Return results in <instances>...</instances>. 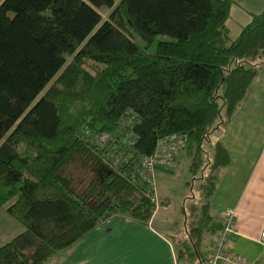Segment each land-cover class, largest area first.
<instances>
[{
    "label": "trees",
    "instance_id": "1",
    "mask_svg": "<svg viewBox=\"0 0 264 264\" xmlns=\"http://www.w3.org/2000/svg\"><path fill=\"white\" fill-rule=\"evenodd\" d=\"M236 1L0 0V206L12 199L23 225L0 264H43L115 214L148 221L157 203L138 162L173 132L188 134L203 195L176 257L204 264L216 170L231 154L219 136L211 154L203 143L264 62V6L232 37ZM86 131L114 138L98 146Z\"/></svg>",
    "mask_w": 264,
    "mask_h": 264
},
{
    "label": "crops",
    "instance_id": "2",
    "mask_svg": "<svg viewBox=\"0 0 264 264\" xmlns=\"http://www.w3.org/2000/svg\"><path fill=\"white\" fill-rule=\"evenodd\" d=\"M254 5L243 7L247 22L251 12L263 8L264 0L254 1ZM258 76L218 134L231 154V162L216 170V187L210 196L212 221L201 239V251L206 256L221 226L223 210L234 207L236 222L228 237L229 247L248 264H264L257 240L264 220V73L262 78ZM168 205L166 200L156 204L148 221L112 215L43 264H179L175 243L184 239L185 233L181 229L182 234L175 236V232L180 233L175 217L160 213Z\"/></svg>",
    "mask_w": 264,
    "mask_h": 264
},
{
    "label": "rangeland",
    "instance_id": "3",
    "mask_svg": "<svg viewBox=\"0 0 264 264\" xmlns=\"http://www.w3.org/2000/svg\"><path fill=\"white\" fill-rule=\"evenodd\" d=\"M258 1V0H254ZM253 0H237L232 4L229 17L227 19V25L232 37H235L240 32L242 26L247 22L244 19L245 14L243 7L255 6ZM101 12L103 19L107 18L110 12V8L106 6L97 7ZM249 8V7H247ZM250 16V15H249ZM137 40L143 43L142 39ZM156 40L150 45L149 50L153 51L155 48ZM70 59L68 57L67 61ZM92 63L91 60H88ZM264 73V62L259 69L258 77L262 78ZM44 92V90L42 91ZM41 92V93H42ZM218 137V133L211 134L210 140H205L203 147L206 153L211 154L212 145L214 140ZM190 157L187 152H184L178 164L173 167L156 165L153 167V196L157 204H160L162 200H166L168 208L162 209L167 216L171 215L175 217L176 230L175 236L179 237L182 234L184 226L190 223L192 215L194 216L193 208L200 207L203 202V195L200 190L201 179L198 178L200 172L194 175L196 178L192 179L193 175L189 171ZM190 181V182H189ZM12 199L6 201L0 206V245L10 240L16 233L23 229V225L9 215L7 206ZM159 222V219L157 220ZM258 247H260L258 245ZM260 247L259 249H261Z\"/></svg>",
    "mask_w": 264,
    "mask_h": 264
},
{
    "label": "built area",
    "instance_id": "4",
    "mask_svg": "<svg viewBox=\"0 0 264 264\" xmlns=\"http://www.w3.org/2000/svg\"><path fill=\"white\" fill-rule=\"evenodd\" d=\"M131 122L132 120L128 118L127 121H123L122 125L125 127L126 124ZM117 134L119 135V133ZM86 135L87 139L98 146L106 145L114 138V134L108 132L86 131ZM124 135L128 137V143L134 142L135 137H129V135H132L131 132H125ZM188 142V134L183 132H173L160 137L154 150L140 158L137 171L144 180L153 186V167L156 165L175 166ZM235 222L236 209L234 207L225 208L221 216V226L214 237L204 264H248L244 256L233 252L229 247L228 237L235 230ZM257 240L262 247L264 255V220Z\"/></svg>",
    "mask_w": 264,
    "mask_h": 264
}]
</instances>
